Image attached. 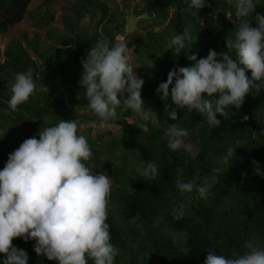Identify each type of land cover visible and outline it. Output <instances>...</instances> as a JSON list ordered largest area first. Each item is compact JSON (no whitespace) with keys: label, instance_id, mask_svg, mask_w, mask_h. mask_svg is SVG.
Masks as SVG:
<instances>
[{"label":"trees","instance_id":"1","mask_svg":"<svg viewBox=\"0 0 264 264\" xmlns=\"http://www.w3.org/2000/svg\"><path fill=\"white\" fill-rule=\"evenodd\" d=\"M30 1L0 0V34L23 18ZM164 1L173 9L166 28L159 36L148 32L149 40L139 50L127 44L128 55L132 58L138 77L144 80L141 90L144 104L149 103L159 121H170L186 129L189 133L186 140L196 155L189 156L183 150L171 151L167 147V138L144 134L135 122L127 119L116 121L126 133V146L133 149L139 167L142 161H154L160 171L154 181L143 180L136 171L130 187L121 180L125 166L117 171L121 177L115 178L113 208L108 210L107 219L112 243L120 249L116 264H203L209 250L216 255L229 256L232 250L243 251L244 241L251 238L264 246V176L254 174L251 163L252 159L258 161L264 173V88L259 94H255L253 88L239 110L234 107L229 109L232 115L228 119L217 113L221 124L210 130L199 113L176 108L170 96L162 100L156 92L158 85L166 81L170 70L195 63L188 59L193 54L197 59L204 58L212 49L218 53L226 51L235 58L234 50L226 48V40L234 39L240 21L236 18L230 33L220 31L211 36L201 30L198 23L192 22V13L203 11L204 19L212 20L208 4H215V1L208 0V4L198 11L188 8L190 0ZM93 3V0H80L76 5L91 14L92 10L86 5L93 6ZM222 9L226 11V4ZM142 10L144 8L137 9L141 13ZM229 12L235 16L231 5ZM256 13L264 15V0L257 4L253 16ZM253 16L248 19L252 20ZM64 23L69 24L66 20ZM252 24L255 26L254 20ZM185 29L189 36L186 47L178 55L170 49L165 50L171 36ZM107 37L110 42L116 41L113 36ZM99 38L101 36L96 33L79 34V48L46 49L41 55L42 72L38 74L35 63L21 43L11 42L4 52L0 49V59L2 55L5 56L0 62V109L7 106L9 100L4 77L14 81V73L28 68L32 69L33 77H41L44 86L48 87L52 80H58L60 86L72 92L75 79L79 80L81 76V60L86 58L90 47ZM246 74L251 76L250 72ZM68 101L71 107L63 100H53L43 90L40 95L30 97L20 109L38 120L46 118L48 122L41 125L44 129L61 119L74 118L73 101ZM166 106L168 111L177 112V120L173 121L167 115ZM244 115L248 116L247 120L243 119ZM6 120L7 136L2 148L4 159L0 161V169L4 167L8 154L19 146L16 143L17 120ZM10 143L11 147L8 146ZM229 147L236 148L234 157L226 164L223 157ZM137 149L140 155H137ZM214 169H219V173H214ZM197 172L219 176L217 182L212 180L207 199H201L195 191L181 193L176 188L178 178L195 181ZM195 183L199 184L198 181ZM182 202L187 204L185 215L175 220L170 214L171 209ZM157 218L159 225L154 226ZM175 236L183 239L177 242ZM12 243L27 252V264H57L34 252V240L14 238ZM2 258L3 254H0Z\"/></svg>","mask_w":264,"mask_h":264},{"label":"clouds","instance_id":"2","mask_svg":"<svg viewBox=\"0 0 264 264\" xmlns=\"http://www.w3.org/2000/svg\"><path fill=\"white\" fill-rule=\"evenodd\" d=\"M227 3L240 21L234 39L226 40V48L234 50L235 58L226 51L218 53L212 49L204 58L197 59L193 54L188 59L194 64L170 70L166 81L156 89L162 100L170 96L176 108L199 113L209 130L221 124L217 113L228 119L232 115L229 109L239 110L253 88L255 94L264 88V15L253 16L260 0H227ZM207 4L208 0H190L188 8L198 11ZM249 16L254 18L249 20ZM90 22L91 16L86 14L81 24ZM188 39L187 29L173 34L165 50L178 55ZM127 44L119 39L110 42L102 35L81 60L78 84L84 90L88 109L105 122L119 118L117 109L141 113L147 118L156 115L151 108L144 107L141 94L144 80L133 70ZM36 87L31 68L14 73L8 107L16 111ZM165 111L173 121L178 119L175 110L168 111L166 106ZM169 125L167 147L195 157L196 153L184 140L188 131L175 123ZM78 133L77 120L61 119L39 130L38 139L26 138L8 154L0 169V254H3L0 264H27V252L13 245L14 238L34 240V252L57 264H116L120 249L112 243L107 223L111 180L107 174L94 172L87 166L93 151L87 138ZM235 148L227 149L223 157L226 164L234 157ZM136 152L141 154L138 149ZM251 163L254 174L264 176L259 162L252 159ZM136 171L145 181H154L160 175L154 161H142ZM211 179L217 182L219 176L214 174ZM175 185L179 192L195 191L201 199H207L210 187L182 178ZM186 208V203H179L170 214L180 220ZM159 222L157 218L154 226ZM242 248L243 251L232 250L229 256L209 250L203 264H264V246L254 238L244 241Z\"/></svg>","mask_w":264,"mask_h":264},{"label":"rangeland","instance_id":"3","mask_svg":"<svg viewBox=\"0 0 264 264\" xmlns=\"http://www.w3.org/2000/svg\"><path fill=\"white\" fill-rule=\"evenodd\" d=\"M216 3H209L208 7L211 10L212 20L204 19V12H193L192 22L198 23L199 28L204 30L211 36L217 32L230 33L235 24L236 17L229 12L230 4L227 0H213ZM80 0H31L27 6L23 18L10 26L5 32L0 34V49L4 52L11 42H19L23 45L30 59L37 67V74L42 72L41 55L50 47H58L63 50H74L79 48V34H99V36H113L115 40H124L133 48L139 50L143 44L147 43L148 32L156 35L166 28L173 9L164 0H93V6L86 5L91 9V14L81 9L76 4ZM121 3H124L133 10L136 15L146 12L148 18L141 19L136 23L132 33L126 34V14L121 8ZM226 4V11L223 12L222 7ZM144 8L142 13L137 11V8ZM90 14L91 22L81 24L83 17ZM68 21L67 25L64 21ZM95 37H93L94 40ZM5 59L2 55L0 62ZM130 63L132 58L130 57ZM134 72L137 70L134 67ZM40 71V72H39ZM36 82V90L32 96L40 95V92L45 90L53 98V100L65 101L71 107L68 100L73 101V116L79 124V133L84 135L93 151L91 160L87 166L92 168L94 172H103L110 177L112 190L108 210L113 208L114 184L117 178V171L125 166L122 181L128 186H132L136 169L139 163L133 149L126 146V133L116 122L117 120L127 119L135 122L144 134H155L162 138H167L170 121H159L156 115L147 118L141 113L132 111H124L117 109L119 118L115 121H103L95 116L87 107V100L84 98V90L78 84L79 80L75 79V87L72 92H68L66 88L59 85V81L52 80L50 85L44 86L41 77H33ZM6 88L11 96V84L13 81L5 78ZM31 96V97H32ZM9 101V100H8ZM22 105V104H21ZM16 111H12L8 104L0 109V161L4 159L2 150L6 136V118L17 120V145H20L24 139L35 136L37 139L39 130H43L41 126L47 123L48 120H38L28 116L26 110L21 111L20 106ZM144 107L151 108L149 103H145ZM152 109V108H151ZM154 112L155 110L152 109ZM5 132L4 136L2 134ZM188 137V136H187ZM187 137L184 138L185 143L189 146ZM8 146H12L11 143ZM241 157V155H238ZM121 177V176H119ZM212 175L209 172H197L195 181L199 185H211ZM177 242L183 238L175 236Z\"/></svg>","mask_w":264,"mask_h":264},{"label":"water","instance_id":"4","mask_svg":"<svg viewBox=\"0 0 264 264\" xmlns=\"http://www.w3.org/2000/svg\"><path fill=\"white\" fill-rule=\"evenodd\" d=\"M121 8L126 14V24H125V32L126 34L132 33L134 28L136 27V23L141 19L148 18V14L144 12L143 14L136 15L132 9L126 7L124 3H121Z\"/></svg>","mask_w":264,"mask_h":264},{"label":"built area","instance_id":"5","mask_svg":"<svg viewBox=\"0 0 264 264\" xmlns=\"http://www.w3.org/2000/svg\"><path fill=\"white\" fill-rule=\"evenodd\" d=\"M138 10L140 9V7L137 8Z\"/></svg>","mask_w":264,"mask_h":264}]
</instances>
